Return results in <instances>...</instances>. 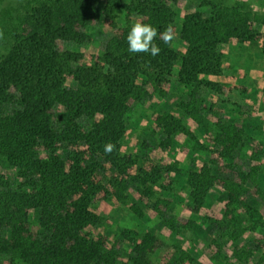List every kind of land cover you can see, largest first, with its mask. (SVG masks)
I'll return each instance as SVG.
<instances>
[{
	"label": "trees",
	"instance_id": "trees-1",
	"mask_svg": "<svg viewBox=\"0 0 264 264\" xmlns=\"http://www.w3.org/2000/svg\"><path fill=\"white\" fill-rule=\"evenodd\" d=\"M6 1L0 264H119L122 255L127 264H194L183 247L186 233L195 245L204 236L220 264H264V252L249 246L264 248L254 234L264 229V144L248 136L237 114L224 113L232 104L208 105L204 96H226V48L242 46L264 58V12H256L250 0H202L208 15L186 14L180 24L185 51L157 37L160 52L153 57L128 51V31L142 22L158 32L170 27L175 36L180 0ZM98 28L110 38L95 55L65 50L66 44L95 47ZM171 77L185 100L175 107L180 118L150 116L165 136L159 148L169 149L182 136L205 160L183 181L185 197L175 199L169 195L178 172L151 155L141 160L120 154L133 114L165 99ZM184 118L203 135L213 131L207 147ZM109 144L114 147L107 153ZM213 190L219 193L215 201ZM107 204L126 208L137 220L152 218L155 225L142 235L116 227L112 241L97 229L107 218ZM182 210L190 217L181 218Z\"/></svg>",
	"mask_w": 264,
	"mask_h": 264
},
{
	"label": "rangeland",
	"instance_id": "rangeland-1",
	"mask_svg": "<svg viewBox=\"0 0 264 264\" xmlns=\"http://www.w3.org/2000/svg\"><path fill=\"white\" fill-rule=\"evenodd\" d=\"M238 0H229L230 4H234ZM252 6L256 12H264V0H250ZM9 1H4L0 4V55L4 53L5 39L3 35L4 25L7 22V16L3 13V10L8 5ZM207 6H202V0H180V5L174 8V45L178 52H184L185 49L182 46L179 39L180 24L183 17L186 14L193 12H199L203 16L208 15ZM110 38L109 32H105L98 28L96 33V40L98 42L95 47L91 46L80 50L79 46L66 44L65 50L71 52H79L95 55L101 46ZM226 65L225 74H223L225 80L222 81L226 89V96L214 94H204L209 103H214L217 106L221 102L232 104L234 107L226 108L224 113L237 114V122L244 126L247 130L249 137L257 139L264 144V58L254 50L246 49L240 46V48L228 47L225 49ZM223 78V77H222ZM223 78V79H224ZM208 95L210 98H208ZM185 100V94H179V88H177V79L175 77L170 78V86L168 96L162 100H152L150 104L140 106L133 114L130 122L127 124V133L120 143V154L130 156L133 159L148 160L147 155H151L152 158L160 160L162 166L170 167L175 172L179 173L178 183L173 187V192L170 193L169 198L175 199L176 196L185 197V189L183 181L188 173L197 170L205 160L197 150L195 145L188 139L178 136L175 142L167 150H161L159 148V142L165 139L164 134L161 131H156L155 126L150 121V116L153 112L159 114H169L176 118H180V115L176 113L175 107L180 101ZM222 114V113H221ZM183 124L190 131L193 136L197 138L199 143H202L204 147H207L206 138L211 139L213 131L207 135H203L200 128H197L193 121L184 118ZM162 158V159H160ZM264 171V165H263ZM219 193L215 190L211 193V200L218 199ZM212 202L208 201V204ZM262 210L264 211V204H262ZM107 214V218L97 228L99 233H105L109 236L110 240L117 238L116 227H120L125 230L134 231L139 235H142L145 230L152 228L155 225V220L149 217H145L142 220H137L130 215L126 208H121L117 205L107 204L102 213ZM239 212V210H238ZM237 214V212H235ZM180 217L187 219L190 217L184 210L180 212ZM264 219V217H263ZM213 238L218 237L217 231L214 229L212 232ZM255 236L264 240V229L258 230ZM201 235V234H200ZM183 241L185 244L183 247L187 249L190 255L195 259L194 264H220L214 261L211 250L207 248L206 243L203 241L204 236H200L198 243L192 244L189 233H186ZM206 236V235H205ZM181 239L177 240L180 241ZM245 241L240 240V244ZM264 243V242H263ZM249 246L257 252L256 254L262 255L264 248L261 250L256 243H250ZM126 256L122 255V260L119 264H127ZM125 258V259H124Z\"/></svg>",
	"mask_w": 264,
	"mask_h": 264
},
{
	"label": "clouds",
	"instance_id": "clouds-1",
	"mask_svg": "<svg viewBox=\"0 0 264 264\" xmlns=\"http://www.w3.org/2000/svg\"><path fill=\"white\" fill-rule=\"evenodd\" d=\"M157 37L165 44H170L174 39L170 27L163 32H158L157 28L150 24L136 22L130 27L127 34L128 51L132 54L148 53L154 57L160 52V48L154 43ZM113 147L110 144L106 145L105 151L110 153Z\"/></svg>",
	"mask_w": 264,
	"mask_h": 264
}]
</instances>
